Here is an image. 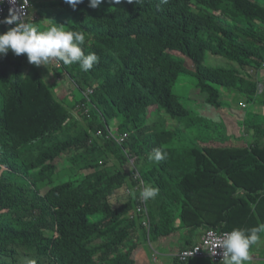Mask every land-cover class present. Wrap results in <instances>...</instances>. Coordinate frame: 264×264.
Wrapping results in <instances>:
<instances>
[{
  "label": "trees",
  "instance_id": "1",
  "mask_svg": "<svg viewBox=\"0 0 264 264\" xmlns=\"http://www.w3.org/2000/svg\"><path fill=\"white\" fill-rule=\"evenodd\" d=\"M32 2L29 22L83 32L85 53L99 61L88 72L56 67L83 93L72 112L26 54L0 56V264H137L136 251L149 253L152 242L181 230L190 238L264 223V114L252 112L263 118L255 124L245 113L241 122L255 142L241 137L247 145L228 147L224 126L194 120L174 95L191 76L208 106L222 107L223 90L261 109L264 0H103L98 9L83 0L75 10L65 0ZM12 26L0 23V33ZM209 52L236 67H208ZM91 95L93 118L78 119ZM150 107L165 120L146 126ZM100 116L119 120L124 144ZM157 147L167 158L150 163ZM141 183L158 195L140 199Z\"/></svg>",
  "mask_w": 264,
  "mask_h": 264
},
{
  "label": "clouds",
  "instance_id": "2",
  "mask_svg": "<svg viewBox=\"0 0 264 264\" xmlns=\"http://www.w3.org/2000/svg\"><path fill=\"white\" fill-rule=\"evenodd\" d=\"M2 2L3 0H0V3ZM120 2L121 0H112L113 4H119ZM141 2L142 0H128V3L136 5ZM10 3L15 4L16 0H10ZM65 3L75 10L78 4L83 3V0H65ZM102 3L103 0H89V7L98 9ZM3 23L13 26L8 28L7 31L0 33V56H6L11 50L16 56L26 54L28 62L37 66H47L52 59H55L63 65L77 64L83 72L91 70L99 61V57L94 52L85 53L86 37L84 33L66 30L63 26L64 24L50 23L48 27L42 30L25 18L22 8H9V14L4 18ZM262 72H264V65ZM261 89L263 92L264 88L262 85ZM246 104L248 105V103ZM75 114H77L78 119H82L79 113L75 112ZM97 136H100L99 132ZM166 158L167 152L161 147L153 149L147 157L150 163H157ZM136 177H138V174ZM135 190H140L139 198L145 202L154 199L158 195V188L148 183H141L135 187ZM128 191L131 193L132 190ZM261 233H264V223L250 229L233 228L231 231L228 230V232L222 233L216 239L212 248L208 250L215 255L216 249L219 248L222 255L220 260L222 264H249L252 258L250 251L252 246L260 240ZM198 244H194L193 246ZM156 256L157 252L152 250V259L154 260ZM176 260L178 261L177 258ZM192 260L199 259L193 258L185 263L178 262L186 264Z\"/></svg>",
  "mask_w": 264,
  "mask_h": 264
},
{
  "label": "rangeland",
  "instance_id": "3",
  "mask_svg": "<svg viewBox=\"0 0 264 264\" xmlns=\"http://www.w3.org/2000/svg\"><path fill=\"white\" fill-rule=\"evenodd\" d=\"M32 6L33 7L35 6L34 2H32ZM180 55L182 56V59H184L186 63H188L191 66V63L186 58V56L183 54ZM206 64L208 67L211 68H217L222 66L227 68L231 66L236 67L235 64H230L227 60L221 58V56H216L211 52H209L207 55ZM59 66H61V63H58L55 59H52L47 66L39 65L37 66V68L41 70V73H43L44 79L46 81L45 83L48 86H50L52 90L55 89L56 96L59 99H66L68 108L72 109L71 107L74 104V100L79 99L82 101L83 93L80 89L75 87V84L66 74V72H64V70L56 69V67ZM189 70L193 71L192 68H190ZM258 78L259 80L262 81V86L264 88V73L261 72ZM174 95L186 108L194 112L192 116L194 120L198 121V118L200 117L203 118L202 120L203 123L212 122L213 124H218V126H224V128H220L222 132L219 135L222 136L224 134H227L229 137V141L226 142L224 146H228V147L245 146L247 145V142L256 141V139L252 137L253 134L248 133L246 127L242 126L241 122L243 117L241 116L243 115V113H247L245 118H247L249 122L252 121V123L257 124L263 118L253 116L252 112L259 111V113L264 114V105L261 106V109H257V105H255V103H248V108L242 109L239 106L240 102L242 103H247V102L244 101L239 94L220 90L221 101L223 103L222 107L216 109L215 107L208 106L206 105L205 102V98H204L205 96L198 89H196L195 81L191 76H183L180 78V81L174 88ZM91 97L92 95L90 97L84 96V100L82 104L78 105L77 108L78 110L75 111L79 113L83 121H86L87 119L91 120L93 118V111L96 110L95 106L92 103ZM73 111L74 110L72 109V112ZM163 115L165 114L158 111L156 107H150L148 112V123L146 124V126L150 124H157L161 120L164 121L165 119ZM100 118L101 121L99 122V124L105 125L107 133H110L109 137H112L113 134L114 135L121 134L119 129L120 126L119 120L114 119L112 121L106 122V120L103 119L101 116ZM167 120H169V118H167ZM173 126H178V125L174 123ZM198 129L203 130L202 127H198ZM198 129L197 128L192 129L189 132L188 137L197 140L202 136H206L209 132L213 131L212 126L210 127V129L206 127V130L202 133H200ZM99 135H101V132H99ZM246 136H248V138ZM241 137H245L247 142L244 140H240ZM127 139L128 136L126 138V141ZM176 142L180 143L182 141L177 139ZM210 145H215L217 147L221 146L219 143H215V142H213ZM134 161H135L134 159L131 161L132 164H134ZM59 163H63V160L60 159ZM178 220L181 224L180 219H176L175 221L176 226L180 225L179 222L177 223ZM196 236H198V232ZM259 244L257 245V248H259ZM148 247L149 248L146 249L145 246H143V248L146 249L149 253H151L152 250L155 251L157 250L159 254L166 252V248L164 246L157 245L154 242H152ZM172 252L173 253L175 252V246H173ZM135 257L138 259L137 251L135 252ZM197 261L198 260H192L188 264H196ZM203 261H205L208 264H213V262L209 258H203ZM138 264H145V259L141 258ZM249 264H254V261L250 260Z\"/></svg>",
  "mask_w": 264,
  "mask_h": 264
},
{
  "label": "built area",
  "instance_id": "4",
  "mask_svg": "<svg viewBox=\"0 0 264 264\" xmlns=\"http://www.w3.org/2000/svg\"><path fill=\"white\" fill-rule=\"evenodd\" d=\"M32 1L33 0H25L24 3V0H16V3L12 4L10 3V0H3V2L0 3V23H3L4 18L9 14V8H22L25 14V18L27 20L31 18ZM239 106L242 109H245L247 108L248 105L246 103H240ZM127 136H128L127 133L123 135H117L116 142L118 144H124ZM111 138H113V136ZM128 193H130V191H128ZM139 210H142V208L140 207ZM146 217H147V221H144V223H147L149 221L148 214H146ZM224 232H228V231H220L214 228L207 229L205 233L202 235L201 242L198 245L182 250L176 255V258L181 263H185L193 258L196 259L209 258L213 263L222 264V262L220 261L222 258L221 250L217 248L216 254L213 255L212 253L209 252L208 249L212 248L216 239L220 237L221 234Z\"/></svg>",
  "mask_w": 264,
  "mask_h": 264
},
{
  "label": "crops",
  "instance_id": "5",
  "mask_svg": "<svg viewBox=\"0 0 264 264\" xmlns=\"http://www.w3.org/2000/svg\"><path fill=\"white\" fill-rule=\"evenodd\" d=\"M241 117H245V113H243V115ZM246 137L248 138V136H246ZM178 222H179V220L177 221V223ZM179 224H180V222H179ZM179 224H177V225H179ZM190 231L191 230H187V229L181 230V231H178L176 233H173L170 236H166V237H162V238L158 239V241L155 243L157 245L164 246L166 248V252L159 254L156 250L157 256L153 260L150 253H145L143 251H139L138 252V259L137 258L135 259L137 264L139 263L141 258L145 259V264H181L176 260V258H175L176 254L180 250H182V248H184L187 245V243L191 241V239H192L194 244L200 243L201 237H202L203 233L205 232V230H199L198 236H196V232H195V234L192 237L186 238L185 236L188 235V233ZM259 243H261V244H259V248H257L255 250V253H253L251 255V257H252L251 260L254 261V264H264V239H262V241ZM173 246H175V252L174 253L172 252ZM188 263H186V264H188ZM196 264H208V263L203 261V259H199L196 262Z\"/></svg>",
  "mask_w": 264,
  "mask_h": 264
}]
</instances>
